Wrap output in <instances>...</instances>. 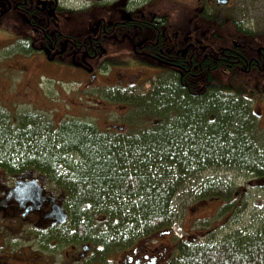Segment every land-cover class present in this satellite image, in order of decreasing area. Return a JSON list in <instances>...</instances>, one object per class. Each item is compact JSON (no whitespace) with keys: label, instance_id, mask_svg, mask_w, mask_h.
I'll use <instances>...</instances> for the list:
<instances>
[{"label":"trees","instance_id":"obj_1","mask_svg":"<svg viewBox=\"0 0 264 264\" xmlns=\"http://www.w3.org/2000/svg\"><path fill=\"white\" fill-rule=\"evenodd\" d=\"M243 54L235 46L229 56L214 51L212 69L194 77L106 95L123 100L140 120L123 133L78 119L56 127L40 113L0 109V167L51 174L68 196L70 221L60 240L87 243V264H115L118 251L167 234L178 194L203 172L225 167L264 178V125L244 96L254 79L239 69ZM146 120L153 122L144 126ZM195 188L196 202L221 201L219 215L246 206L243 188L228 181ZM175 240L173 264H264V218L254 232L221 242Z\"/></svg>","mask_w":264,"mask_h":264},{"label":"flooded vegetation","instance_id":"obj_2","mask_svg":"<svg viewBox=\"0 0 264 264\" xmlns=\"http://www.w3.org/2000/svg\"><path fill=\"white\" fill-rule=\"evenodd\" d=\"M181 2L189 5L187 11L171 6ZM3 10L16 12L28 26V30L15 28L14 45L20 59L31 60L32 68L80 70L83 75L78 80L91 82L90 87L101 95H128L143 89L147 81L162 85L172 78L194 77L198 71L212 69L214 51L229 56L232 46L242 48L244 54L237 60L244 65L239 69L254 79L244 96L252 99L262 120L257 97L264 102V96L253 94L264 90V25L258 28V19L251 15L264 14V0H0V14ZM181 12L195 17L192 22L190 17L182 20ZM76 14L87 15L88 23L68 31V18ZM240 25L247 31L237 36ZM114 74L119 76L113 82ZM103 77L109 83L101 84ZM112 125L111 130L120 133L128 127L125 122ZM67 199L51 174L40 168L0 167V264L64 260L69 244L59 234L70 221ZM63 218L66 221L60 222ZM172 234L170 228L167 234L144 237L118 251L122 255L119 264H164L172 243L165 245L161 240L165 236L174 239Z\"/></svg>","mask_w":264,"mask_h":264},{"label":"rangeland","instance_id":"obj_3","mask_svg":"<svg viewBox=\"0 0 264 264\" xmlns=\"http://www.w3.org/2000/svg\"><path fill=\"white\" fill-rule=\"evenodd\" d=\"M171 6L180 11H187L186 8L189 7L188 4L182 2L180 5L172 3ZM188 14L181 12L180 19H189L190 17L192 22L195 15L194 13L191 16ZM244 16L248 20V15ZM251 18L258 19V28L263 27V13L253 14ZM196 20L198 24L202 23L197 15ZM86 23H88L87 15L76 14L68 18L66 28L68 31H76L78 26L83 28ZM215 26L217 23L213 21V28ZM15 28L28 30L27 24L20 20L16 12L10 10L0 14V109L13 115L23 112L40 113L56 124L62 120L78 119L94 123L101 129H112L114 122H125L131 128L138 125L140 120L131 106L111 101L108 96L101 95L93 86L90 87L92 83L85 81L84 78L83 81H79L78 78L83 75L80 70L68 68L67 71H64L63 68H57V71H53L51 68H32L31 60L20 59V54L16 52L14 45ZM118 76L119 74H114L111 81L117 80ZM105 80L106 78L103 77L100 83H109ZM150 85L151 81H147L143 89L132 90L129 93H141ZM260 93L263 94L261 96L263 97L264 90L254 93L253 96L256 98ZM259 99L261 98L257 97L258 108L262 110L261 122L264 125V102ZM126 105L127 108L123 107ZM143 122L145 126L150 125L153 121ZM216 180H225L233 184L234 187H242L245 208L234 210L232 214L227 213L221 217V215L219 216L220 200L196 202L192 199V191L196 189L195 186ZM181 192L176 199L174 209L177 210V215L173 225L174 227L176 225L183 227L185 239L196 237L200 242H221L238 232L241 234L254 232L260 227L261 220L264 218H262L264 178L253 177L245 171L225 167L210 169L185 184ZM101 217L103 214L97 216L98 219ZM177 237L172 234L174 239L165 237L161 240L165 245L172 243L170 251L164 254V264H173L172 260L169 262L167 260L173 258H171L172 252H174L173 243ZM86 245L87 243H69L65 250V259L62 260L60 257L57 262L53 259L52 263L87 264L91 249H85ZM116 257L117 264H119L122 255L118 252Z\"/></svg>","mask_w":264,"mask_h":264},{"label":"built area","instance_id":"obj_4","mask_svg":"<svg viewBox=\"0 0 264 264\" xmlns=\"http://www.w3.org/2000/svg\"><path fill=\"white\" fill-rule=\"evenodd\" d=\"M175 233H176V235L181 237L183 235L182 227L181 226H176L175 227Z\"/></svg>","mask_w":264,"mask_h":264},{"label":"water","instance_id":"obj_5","mask_svg":"<svg viewBox=\"0 0 264 264\" xmlns=\"http://www.w3.org/2000/svg\"><path fill=\"white\" fill-rule=\"evenodd\" d=\"M5 12H6V11H4V10H3V11H1V13H5ZM64 221H66V219H65V218H63V219H61V220H60V222H64ZM85 249H88V247L86 246V247H85Z\"/></svg>","mask_w":264,"mask_h":264}]
</instances>
